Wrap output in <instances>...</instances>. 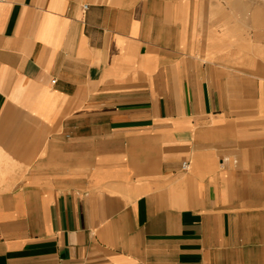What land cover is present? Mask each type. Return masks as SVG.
Wrapping results in <instances>:
<instances>
[{"label":"crops","instance_id":"crops-1","mask_svg":"<svg viewBox=\"0 0 264 264\" xmlns=\"http://www.w3.org/2000/svg\"><path fill=\"white\" fill-rule=\"evenodd\" d=\"M224 14L0 0V264H264V43Z\"/></svg>","mask_w":264,"mask_h":264},{"label":"rangeland","instance_id":"rangeland-1","mask_svg":"<svg viewBox=\"0 0 264 264\" xmlns=\"http://www.w3.org/2000/svg\"><path fill=\"white\" fill-rule=\"evenodd\" d=\"M223 7L226 16L230 11L237 14L233 20L238 25L239 34L253 36L256 44L264 43V0H215ZM242 38V37H240Z\"/></svg>","mask_w":264,"mask_h":264},{"label":"built area","instance_id":"built-area-1","mask_svg":"<svg viewBox=\"0 0 264 264\" xmlns=\"http://www.w3.org/2000/svg\"><path fill=\"white\" fill-rule=\"evenodd\" d=\"M85 8H87V6H85ZM188 166H189L188 162H184V163H183V168H184V169H187Z\"/></svg>","mask_w":264,"mask_h":264}]
</instances>
